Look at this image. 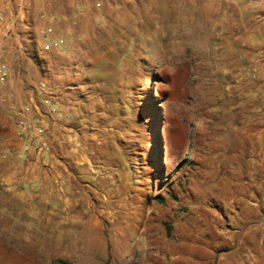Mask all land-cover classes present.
I'll list each match as a JSON object with an SVG mask.
<instances>
[{"label":"rangeland","instance_id":"1","mask_svg":"<svg viewBox=\"0 0 264 264\" xmlns=\"http://www.w3.org/2000/svg\"><path fill=\"white\" fill-rule=\"evenodd\" d=\"M216 2L210 18L189 0H84L107 31L90 41L89 92L72 100L101 174L78 179L71 152L50 149L45 208L25 195L15 202L35 211H2L0 185V264H243L252 245L264 257V199L244 158L251 105L236 82V22L222 18L235 14Z\"/></svg>","mask_w":264,"mask_h":264},{"label":"crops","instance_id":"2","mask_svg":"<svg viewBox=\"0 0 264 264\" xmlns=\"http://www.w3.org/2000/svg\"><path fill=\"white\" fill-rule=\"evenodd\" d=\"M123 1L132 5V0ZM224 1L235 14L231 17L223 14L222 18L236 22L232 37L239 48L237 72L242 74V78L236 80L237 87L249 100L252 112L247 132L252 142L244 158L253 168L252 179L260 188L255 193L261 202L264 199V0ZM189 3L194 16L205 14L212 18L217 2L189 0ZM7 7L17 29L11 39H4L0 33V58L8 67L5 82L0 86V154L3 160H0V185L2 194L7 197L2 211H35L30 203L21 208L15 200H22L25 195L27 200L38 197L44 204L42 207H46L52 186L46 173L38 169L47 166V158L53 156L49 154L50 149L55 153L71 152L72 163L82 172L78 179L83 173L101 174V163L95 156L99 140L92 132L93 127L86 125L85 114L80 113L72 96L89 86L85 81L90 78L95 57L90 41L100 38L107 26L94 25L92 17L102 13L85 5L84 0H18ZM181 17L177 14L175 19ZM40 82L47 83L56 93L50 105H44V98L37 91ZM16 110L24 112L27 123L24 128L15 124ZM84 127L87 129L82 130ZM41 146L43 148L37 150ZM36 185L45 195L33 193ZM10 201L12 205L8 206ZM259 211L264 212L263 206ZM30 244L40 252L48 244L59 248L63 241L60 238L52 242L33 239ZM258 249L259 246L252 245L243 264H264L263 254Z\"/></svg>","mask_w":264,"mask_h":264},{"label":"built area","instance_id":"3","mask_svg":"<svg viewBox=\"0 0 264 264\" xmlns=\"http://www.w3.org/2000/svg\"><path fill=\"white\" fill-rule=\"evenodd\" d=\"M18 0H0V33L4 39H11L17 29L16 24L11 21L9 17L8 5ZM256 3V1H254ZM2 51L0 50V57ZM8 67L0 58V86L5 82ZM255 77H253L254 79ZM38 93L44 98V105H50L51 100L56 97L54 90L47 85L45 82H40L37 86ZM15 124L19 128L26 126V120L24 112L22 110H16ZM43 146L39 147L41 150Z\"/></svg>","mask_w":264,"mask_h":264},{"label":"trees","instance_id":"4","mask_svg":"<svg viewBox=\"0 0 264 264\" xmlns=\"http://www.w3.org/2000/svg\"><path fill=\"white\" fill-rule=\"evenodd\" d=\"M113 142H114V147H115V145H117V144H116V141H113ZM124 166H125V167H128L127 164H124ZM125 167H124V168H125ZM127 170H128V169H127Z\"/></svg>","mask_w":264,"mask_h":264}]
</instances>
